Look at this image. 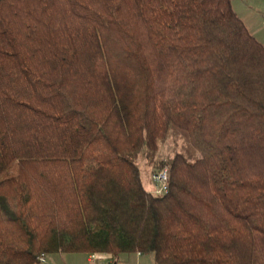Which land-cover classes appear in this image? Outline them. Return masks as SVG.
<instances>
[{
	"label": "trees",
	"instance_id": "trees-1",
	"mask_svg": "<svg viewBox=\"0 0 264 264\" xmlns=\"http://www.w3.org/2000/svg\"><path fill=\"white\" fill-rule=\"evenodd\" d=\"M67 252L264 264V44L232 0H0V264Z\"/></svg>",
	"mask_w": 264,
	"mask_h": 264
},
{
	"label": "rangeland",
	"instance_id": "rangeland-1",
	"mask_svg": "<svg viewBox=\"0 0 264 264\" xmlns=\"http://www.w3.org/2000/svg\"><path fill=\"white\" fill-rule=\"evenodd\" d=\"M232 5L234 10L244 19L249 31L264 44V0H232ZM249 6L253 7L255 11L247 9ZM253 11V12H252ZM258 12V13H257ZM257 13V14H256ZM184 141L182 137L173 135L170 133L165 139L159 141L158 149L154 153L153 160H165L170 159L176 152L183 151ZM136 162L139 167L140 177L143 183V186L148 191H153L154 182L152 180L151 174L154 172L156 165L154 162L149 160L148 157H142L139 155L136 159ZM167 167V166H163ZM160 168L157 167L156 170ZM168 169V167H167ZM74 255L75 260L74 264H93L86 262V257L84 253L80 252H67V253H55L47 255L52 259L51 264H70L65 258L66 255ZM88 255V254H87ZM137 254L136 252H125L118 255L114 258V264H153L152 254H142L140 256V262L136 261ZM88 261V260H87ZM106 255H102L94 264H107ZM112 263V264H113ZM37 264H44L39 262Z\"/></svg>",
	"mask_w": 264,
	"mask_h": 264
},
{
	"label": "built area",
	"instance_id": "built-area-1",
	"mask_svg": "<svg viewBox=\"0 0 264 264\" xmlns=\"http://www.w3.org/2000/svg\"><path fill=\"white\" fill-rule=\"evenodd\" d=\"M152 180L154 182V194H164L168 190V169L167 167H161L155 170L152 174ZM98 255L95 253H91L87 255L88 262L94 263V261L97 259ZM39 262H46L47 256L44 253H41L38 256Z\"/></svg>",
	"mask_w": 264,
	"mask_h": 264
},
{
	"label": "crops",
	"instance_id": "crops-1",
	"mask_svg": "<svg viewBox=\"0 0 264 264\" xmlns=\"http://www.w3.org/2000/svg\"><path fill=\"white\" fill-rule=\"evenodd\" d=\"M232 7H233V5H232ZM247 9H251V10H253V11H255L254 10V8L253 7H251V6H249V8L247 7V6H245ZM234 9V8H233ZM250 10V11H251ZM252 11V12H253ZM236 12V11H235ZM237 13V12H236ZM258 13V12H257ZM256 13V14H257ZM238 14V13H237ZM239 15V14H238ZM239 17L242 19V21L245 23V21H244V19L239 15ZM245 25H246V23H245ZM247 26V25H246ZM248 28V27H247ZM249 30V29H248ZM251 33V32H250ZM252 34V33H251ZM253 35V34H252ZM254 36V35H253ZM255 37V36H254ZM256 38V37H255ZM257 39V38H256ZM260 41V40H259ZM261 42V41H260ZM137 254V257H136V261H138V262H140V256L142 255V254H140V253H136ZM85 257H86V262H88L87 261V254H85L84 255ZM99 257H101V256H98L97 257V259L96 260H98L99 259ZM67 260H68V262L70 263V264H74V260H75V258L76 257H74V255H72V254H69V255H66V257H65ZM106 258H107V260H109L108 262H107V264H112L113 263V260H114V258L113 257H110V256H106ZM95 260V261H96ZM51 261H52V259H50V261H49V257H47V260H46V262H44V264H51ZM94 261V262H95ZM90 263V262H89ZM94 264V263H93ZM114 264V263H113Z\"/></svg>",
	"mask_w": 264,
	"mask_h": 264
}]
</instances>
